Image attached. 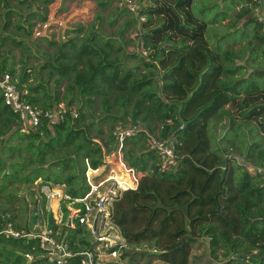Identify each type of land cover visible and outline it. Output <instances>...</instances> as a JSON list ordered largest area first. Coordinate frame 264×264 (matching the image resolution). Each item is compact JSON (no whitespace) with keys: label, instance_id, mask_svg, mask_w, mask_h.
Instances as JSON below:
<instances>
[{"label":"trees","instance_id":"trees-1","mask_svg":"<svg viewBox=\"0 0 264 264\" xmlns=\"http://www.w3.org/2000/svg\"><path fill=\"white\" fill-rule=\"evenodd\" d=\"M0 1H4L1 29L12 27L9 35L0 33L1 40L28 50L24 39L31 37L36 23L46 20L52 0H17L27 10L23 18L5 0ZM113 1L95 0L99 10L93 19L68 26L58 40L54 33L38 36L54 47L39 67L47 69L48 75L57 72L51 89L41 80L33 83L25 64L15 68L4 55L10 49H3L0 73L8 72L14 78L16 87L24 92L23 99L41 109L51 108L59 100L76 102L78 114L66 115L50 126L42 122L36 130L23 132L16 114L0 96V225L2 216H7L14 227H25L18 212L27 202L17 192L18 185L31 194L36 181L47 180L72 195L83 194L87 189L85 160L97 167L103 152L113 148L115 122L141 123L159 138L176 140V162L168 170H160L157 156L146 150L143 132L124 140L123 158L141 173L136 188L123 191L114 202L113 219L127 244L152 245L160 253L148 255L164 264H190L193 239L207 238L209 255L217 264H264V177L251 175L231 161L234 157L229 150L212 149L207 132L208 120L228 113L224 107L229 105L231 120L237 115L243 121H253L264 134V88L251 84V89L240 91L236 83L227 80L235 70L226 68L220 51L208 45L206 22L190 10L192 0H137V16H143L142 21L124 7L109 8ZM35 2L41 6L33 9L30 3ZM230 4L238 7L235 21L243 19V25L253 21L262 29L254 16V8L261 3L231 0ZM104 10H108L110 25L123 16L116 31L107 36L100 30ZM11 14L17 15L14 22ZM129 28L140 30V42L148 51V59L124 52L139 61L135 67L141 66L143 72L137 77L131 66L109 55L114 36L122 38ZM68 34L72 35L65 37ZM253 38L264 44V33ZM258 74L263 76L264 71ZM68 75L71 84L61 94L60 77ZM118 93L122 94L121 111ZM95 97L103 108L100 114L92 110ZM106 121L107 133L98 127L94 135L89 134L91 127ZM240 154L255 164L264 163V145L258 140ZM82 231L71 230L69 238L86 247ZM32 243L25 237L0 236V264H20L23 256L16 250L28 252ZM125 254L126 250L122 258ZM10 256L14 257L12 263ZM27 263L50 264L44 259ZM67 264H78L77 257Z\"/></svg>","mask_w":264,"mask_h":264},{"label":"built area","instance_id":"built-area-1","mask_svg":"<svg viewBox=\"0 0 264 264\" xmlns=\"http://www.w3.org/2000/svg\"><path fill=\"white\" fill-rule=\"evenodd\" d=\"M255 1L260 3L261 0ZM117 5L136 16L140 8L137 0H117ZM52 15L47 14L44 22L33 27L32 33L35 36L48 31L53 23L61 26L62 21H53ZM254 16L261 22L264 32V15L259 12V7L254 8ZM137 19L142 21L144 17L137 16ZM139 34L138 28L129 33V38L134 41L129 50L148 59V51L140 42ZM23 93L16 87L14 78L8 72L0 73L2 102L16 114L23 132L36 130L42 122L50 126L62 121L66 115L76 117L78 114L72 103L67 104L63 100L57 101L48 109L38 108L23 99ZM139 132L144 134L146 150L153 151L157 156L160 170H168L175 164V139L159 138L141 123L119 122L111 130L113 150L103 152L97 167H91L85 160L84 178L87 189L83 194L72 195L62 186L47 180L36 181L30 189L31 198L26 204L28 211L25 227L16 228L7 216H2L0 236H30L35 243L29 246L28 252L21 253L26 262L44 259L52 264H67L71 258L77 257L78 264H123L121 255L129 245L114 222V202L121 197L123 191L134 189L138 184L141 173L127 164L122 148L127 137ZM233 157L231 161L240 164L249 174L264 177V163L255 164L244 157ZM47 213L50 214L49 228ZM76 228L84 229L80 235L87 238L86 247H80L76 240L70 241V231ZM73 245L78 248L73 249ZM235 264L242 263L238 261Z\"/></svg>","mask_w":264,"mask_h":264},{"label":"rangeland","instance_id":"rangeland-1","mask_svg":"<svg viewBox=\"0 0 264 264\" xmlns=\"http://www.w3.org/2000/svg\"><path fill=\"white\" fill-rule=\"evenodd\" d=\"M116 1L117 0H114L109 8L117 5ZM230 1L231 0H192L190 10L196 17L206 22L204 34L208 45L211 48L220 51L223 58L222 63L226 68L235 70L233 75H228L229 77L227 80L230 83H236V88L240 91L251 89V84L264 88V74L263 76L258 74L259 71H264V44L261 45L257 43L253 38L254 34L257 33L261 35L264 32L262 29H257L256 23L253 21L247 25H243V19L235 21V12L238 7L231 5ZM60 2L61 0H53L52 4L47 7V14L48 12H51V14H53V21L61 20L62 22H67L71 26L78 22L87 24L93 19L94 15L99 10L96 6L95 0H63L62 5H60ZM260 3L259 12L261 11L263 14L264 0H261ZM30 4L33 8H35L36 5L39 7L41 6V3L39 2ZM85 7L87 8V11L81 12L80 10ZM17 8H19L22 15L27 12V10H25V12L22 11V6ZM0 10L2 11L0 16H2L3 9L0 7ZM73 12H77V14L74 17L69 18V15ZM102 16L103 20L100 23V30L105 36L115 32L117 25L121 23L123 18L122 16L121 19L118 20V23L110 25L108 23V10H104ZM223 18L225 19L223 20ZM52 26V28L56 27L58 30L54 35V38L58 40L62 36L60 34V27L56 24H52ZM129 30L131 31L132 29L129 28ZM129 30L124 33L122 38L117 35L114 36L115 39L112 41V49L109 51V55L111 57L116 56L128 66H131L134 76L137 77L140 72H143L141 66L140 69L135 67L138 65L139 61L135 58L131 59L127 57L124 53L125 51H130L129 47L134 44L133 40L130 41V43L128 42ZM44 33L51 34L50 31H45ZM70 35L72 34L65 35V37ZM123 39L125 43L123 42ZM24 41L29 47L28 50L20 46L16 47L11 45V47L8 48L10 51L4 53V55L8 58V61L10 60L14 64L15 68H19L25 64L33 83L41 80L49 89L53 88V85H55L54 80L58 76L57 72L55 71L48 75L47 69L40 70L39 67L43 63V59L47 57V54L53 52L54 47L47 45L33 33L30 38L24 39ZM117 46H120V49L117 50ZM70 78L71 75L60 77L61 83L58 86L61 94L64 93L66 85L71 84ZM121 95V93H118V98H120L118 100V111H121V107H119ZM109 103L111 104L112 109H116V105L113 103L112 99H109ZM72 104L77 108L76 102H73ZM131 105L132 104H129L128 108H130ZM91 106L94 114H100L103 109L100 107V98L98 97L94 98ZM225 107V110H228V113L223 112L220 116L219 113L208 120L207 132L212 149L217 147L225 149L226 151L229 150L228 152H231L230 154L232 156L235 155L236 158L239 159L243 158L244 155L240 153L245 152L249 143L258 140L261 146L262 144L264 145V134L258 132L257 126L253 121H243L237 115L231 120L233 115L231 114V108L229 105H226ZM90 118L91 117H88L87 119ZM85 122H87V120ZM108 123L109 122L106 121L99 123V126L95 125L94 127H91L89 134L94 135L96 132L95 128L98 127H100L104 133H107ZM115 123L117 124L118 122ZM102 136L104 137V134H102ZM93 138H95L96 141L97 137L93 136ZM32 188L33 186L30 187V189ZM17 192L25 198L28 204V201L31 198L28 189L23 187V185H18ZM20 206H22V208L18 212V218L21 217V222L23 220V225H25L28 207L26 206L24 209L22 204ZM34 243L35 241L33 240L31 245ZM152 247V245L146 243H142L135 247L129 246V248L126 249V254L123 258V264H164L159 259L146 254V251L154 250ZM23 251L24 250H16L17 253H22ZM219 258L220 254L217 251V259ZM13 260L14 257L10 256L11 263ZM19 263L28 264L24 258H21ZM191 263L217 264L216 260L209 255L207 238L193 239Z\"/></svg>","mask_w":264,"mask_h":264},{"label":"crops","instance_id":"crops-1","mask_svg":"<svg viewBox=\"0 0 264 264\" xmlns=\"http://www.w3.org/2000/svg\"><path fill=\"white\" fill-rule=\"evenodd\" d=\"M6 2H7V4H8V6H9V8L10 9H12V10H14L15 11V13H17V14H21V12H20V10H19V8H17V7H19V6H22V5H20V4H18L17 3V0H5ZM52 2H53V0L47 5V7L49 6V5H51L52 4ZM3 3H4V1H0V7L3 9V11H4V7H3ZM6 4V3H5ZM6 6V5H5ZM33 9H35V8H33ZM22 11L23 12H25V8L22 6ZM0 13H2V11L0 10ZM48 14H51V12H48ZM12 16L10 17V20L12 21V22H14L15 21V18H16V16L17 15H14V14H11ZM18 15V16H19ZM21 16H22V18L25 16V14L24 15H22L21 14ZM1 21H2V23H3V20H2V17L0 16V33L1 34H10L9 32L10 31H12V27H9L8 28V30L7 31H5V30H2L1 29ZM38 23H36L35 24V26L37 25ZM54 24V23H53ZM68 24V23H67ZM68 26L69 27H71L70 26V24H68ZM53 27V26H52ZM50 28L48 31H50L51 33H54V35H55V33L58 31L57 29H56V27H54V28ZM60 27V34L61 35H63L62 34V27L61 26H59ZM0 55H3V49L4 48H9V47H11V45L9 44V42L7 41V40H1V35H0ZM7 43V44H6ZM10 45V46H9ZM0 59H1V57H0ZM224 109H226V107H224ZM190 264H192V263H190Z\"/></svg>","mask_w":264,"mask_h":264},{"label":"water","instance_id":"water-1","mask_svg":"<svg viewBox=\"0 0 264 264\" xmlns=\"http://www.w3.org/2000/svg\"><path fill=\"white\" fill-rule=\"evenodd\" d=\"M62 1L63 0H61L60 5H62ZM80 11L81 12L87 11V8L85 7ZM76 14H77V12H73L72 14L69 15V18L74 17ZM61 27H62V34H64V29L68 27L67 22H62ZM46 217H47V227L49 228L50 227V214L47 213ZM28 239H30V236H28ZM146 252H147V254H158V253H160L158 250H151V251H146Z\"/></svg>","mask_w":264,"mask_h":264}]
</instances>
